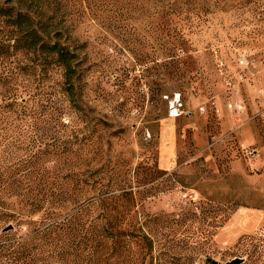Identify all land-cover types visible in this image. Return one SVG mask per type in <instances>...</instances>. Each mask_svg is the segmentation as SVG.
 Here are the masks:
<instances>
[{
    "label": "rangeland",
    "instance_id": "374dc122",
    "mask_svg": "<svg viewBox=\"0 0 264 264\" xmlns=\"http://www.w3.org/2000/svg\"><path fill=\"white\" fill-rule=\"evenodd\" d=\"M2 4L71 45L81 75L76 111L61 93V69L13 48L16 28L0 17V42L11 45L0 55V90L17 89L29 114L49 113L0 124V169L18 173L2 184L33 167L23 186L64 187L60 220L81 210L79 226L55 237L54 255L37 243L38 264H264V0ZM176 96L182 115L172 118ZM104 193L116 197V240L103 234ZM6 211L5 242L47 227L44 209Z\"/></svg>",
    "mask_w": 264,
    "mask_h": 264
},
{
    "label": "trees",
    "instance_id": "16d2710c",
    "mask_svg": "<svg viewBox=\"0 0 264 264\" xmlns=\"http://www.w3.org/2000/svg\"><path fill=\"white\" fill-rule=\"evenodd\" d=\"M0 17H7L11 24L16 28V39L15 45L13 48L16 50H23L27 52H31L34 55L37 54L39 57V64L43 67H51L52 65L58 66L63 72L62 75V91L61 93L65 97L66 101H69L74 110L81 111V101H80V86L79 81L81 79L80 72L78 71V56L76 55V51L71 45L67 43H63L60 40L51 39L47 40L44 37V33L37 27V23L33 21V19L25 15L21 12H16L14 9L4 6L2 4V0H0ZM6 42H0V55L3 52H6L8 48H10ZM33 100L36 99V96H31ZM29 105L27 102V98L24 96H20L18 90L15 88H9L7 91L3 92L0 90V124L3 122L6 125L13 124L18 121H23L28 116L46 118L49 116V113H36L29 114ZM11 128L8 130L4 129V135L6 136ZM0 129V141L4 137L1 133ZM42 145H39V154L41 152ZM34 154V153H33ZM10 156H14V152L11 153ZM31 156H28L25 163H30L29 160ZM36 169L33 167H27L26 173L21 176L19 181H15L12 185H8L4 188V184L9 179L15 178L16 171H12L10 176H8L9 171L0 169V219H4L7 217H11L8 210H13L16 213V208L19 207L21 212H26L28 214H37L44 209V216H46V220L48 221L47 227L38 230L36 229L34 234L30 235L27 239L18 241V242H5V240H1L0 238V264H38L41 261V251L38 248L37 243L42 240L47 241V246L50 245L49 252L54 255L55 251L52 250V243L57 237L59 232H63L64 230H68L72 227L79 226V222L77 223V216L80 211L77 212L76 215H72V217L64 218L60 220L61 217H65L66 206L60 205L58 203L57 197L60 195H64V187L56 186V187H47L45 184H26L22 185L23 181L26 179L33 178L32 175L36 173ZM44 179L46 176L40 175L37 179ZM99 180L96 178L95 180L88 181L86 180L85 185L89 187H94L98 184ZM18 183H21L18 185ZM45 183V182H44ZM44 187V188H42ZM42 191L52 192L50 200H42L39 201L37 196L41 194ZM13 194V195H12ZM112 193H104V199H101L99 202L102 203L103 212L100 214V218L103 219V234H105V238L107 241L116 240L123 232L117 226V219L113 215V210L110 207L108 201L114 202L116 200L115 195H111ZM15 196L17 198L16 202L7 203L4 202L3 199L5 197L11 198ZM83 210V209H82ZM67 213V211H66ZM8 228V227H7ZM6 230V228L4 229ZM3 233H8L10 231ZM12 231V230H11ZM96 242V239H93ZM56 249V247H55ZM50 254V255H51ZM59 254V252H58ZM43 255V254H42ZM212 260V264H213Z\"/></svg>",
    "mask_w": 264,
    "mask_h": 264
},
{
    "label": "built area",
    "instance_id": "2783aa9c",
    "mask_svg": "<svg viewBox=\"0 0 264 264\" xmlns=\"http://www.w3.org/2000/svg\"><path fill=\"white\" fill-rule=\"evenodd\" d=\"M182 103L180 101V97L176 96V98L172 101L170 106L171 117H180L182 115Z\"/></svg>",
    "mask_w": 264,
    "mask_h": 264
},
{
    "label": "water",
    "instance_id": "95a60500",
    "mask_svg": "<svg viewBox=\"0 0 264 264\" xmlns=\"http://www.w3.org/2000/svg\"><path fill=\"white\" fill-rule=\"evenodd\" d=\"M13 228H14V226L12 225V226H9L8 228H6V230H4V231L5 232L11 231ZM245 263H246V259L241 258V257H237V258L232 259V261H229V262H226L223 264H245ZM213 264H219V263L216 261H213Z\"/></svg>",
    "mask_w": 264,
    "mask_h": 264
}]
</instances>
